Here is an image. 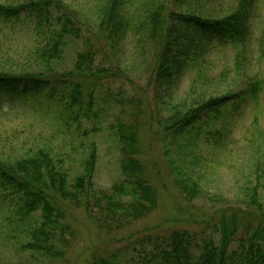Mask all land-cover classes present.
<instances>
[{"label":"trees","instance_id":"16d2710c","mask_svg":"<svg viewBox=\"0 0 264 264\" xmlns=\"http://www.w3.org/2000/svg\"><path fill=\"white\" fill-rule=\"evenodd\" d=\"M130 1L99 0L93 39L83 36L88 30L82 26L89 22L82 19L72 0L0 1V32L21 26L29 32L27 52L31 67L36 68L23 73L0 69V102L4 93L42 101L46 113L57 120V131L87 135L86 120L90 116L100 118L92 106L102 80L119 74L95 64V58L105 44L119 46L129 33L138 37L140 56L149 54L153 60L148 70L152 83L166 93L171 94L179 77L191 67H197V79L210 78L204 69L205 57L217 46L232 47L236 52L234 72L245 74L239 65L247 64L250 20L257 0ZM259 33L256 51L262 61L264 27ZM92 40L98 45H92ZM75 41H81L82 46L76 51L73 66L59 72L56 63L67 45ZM227 71L225 67L218 76L224 80ZM263 87L264 80L254 76L235 92H211L202 87L189 104L173 105L165 118L157 120L148 114L146 126L137 121V112L129 113L128 120L122 119L120 111L114 126L123 177L106 191L96 190L93 183L97 159L94 143L87 147L79 172L72 177L65 156L55 154L47 144L28 147L22 155L0 157V230L18 239L19 250L43 256L49 264H63L66 243L75 235L67 220V202L83 209L98 228L107 230L139 220L158 208V187L150 182L146 161L141 158L140 129L156 128L155 136L161 139L164 152L174 147L186 158L200 142L227 151L232 136L226 118L241 103L255 100ZM117 94L122 99H114L113 104L122 105L128 95L122 91ZM125 100L134 104L133 99ZM198 155L194 154L191 162H200ZM178 174L171 178L182 198L187 202L199 199L201 183L192 178L193 172ZM258 178L255 175L256 181ZM256 181L245 188V208H222L210 217L208 224L218 239L211 236L197 242L194 231L188 228L149 234L138 243L151 242L153 251L150 259L144 254L141 260L146 264H264V200L260 196L262 185ZM116 260L110 253L90 264H116Z\"/></svg>","mask_w":264,"mask_h":264},{"label":"rangeland","instance_id":"374dc122","mask_svg":"<svg viewBox=\"0 0 264 264\" xmlns=\"http://www.w3.org/2000/svg\"><path fill=\"white\" fill-rule=\"evenodd\" d=\"M0 1L16 4L23 0ZM72 1L82 19L91 25L82 26L88 30L83 31V36L93 39V31L97 30L94 13L98 9L99 0ZM132 3L133 0L129 4ZM254 11L250 20V37L247 43L250 53L247 55V64L239 65L245 74L241 75V71L234 72L235 50L230 46H217L205 57L204 69L210 78L197 79L195 66L186 69L171 94L152 83L148 70L153 66V60H150L149 54L144 58L140 56L142 50L137 46L138 37L135 34H127L119 46L110 48L105 44L98 51L94 63L103 65L110 71L118 70L119 74L102 80V89L98 90L97 101L92 106L100 118L90 116V120H86L84 129L87 130V135L72 136L57 131V120L52 114L46 113L42 101L4 93L0 102V157L22 155L27 153L28 147L47 144L55 154L65 156V164L72 177L79 172L80 163L88 153L87 147L94 143L97 152L93 172L95 189H111L123 177L114 126L116 117L121 113L122 119L129 120L128 114L137 112V121L146 126L148 114L155 116L157 120L163 119L170 115L173 105L189 104L191 97L197 95L202 87L209 88L211 92H235L237 88H243V84H247L253 76L257 80H264V60L260 61L256 51V40L264 27V0H257ZM29 40L30 33L22 26L0 32V69L11 73L36 70L35 66L31 67L27 52ZM92 41V45H98L97 40ZM80 42L67 45L63 57L56 63V70L63 72L73 66L76 51L82 46ZM225 67L229 72H226L223 80L218 75ZM118 91L125 92L129 100H134V104L128 103L125 100L127 97L123 99L122 105L113 104L114 99H122L117 94ZM225 124L232 136L227 151L215 150L200 142L193 154L188 151V158L179 155L174 147L168 148L169 152H164L161 139L155 136L156 128L152 127L150 131L140 129V149L143 150L141 158L146 161L145 172L148 173L150 182L158 187V208L139 220L107 230L98 228L83 209L75 205L72 207L67 202V220L75 235L70 243H66L63 264H90L93 259L106 257L110 253L115 254L116 264H146L141 257L146 254L150 259L153 244H139L140 239L153 233H168L175 228L194 231L197 242L211 236L218 239L214 234L215 229L208 224L210 217L222 208H245V188L256 181L255 175L259 176L256 182L262 185L260 196L264 200V87L255 100L248 99L246 103H241L238 110L226 118ZM197 153L200 162H191V158ZM180 172H193L192 178L201 183L202 195L199 199L187 202L182 198L171 178ZM0 231V263L49 264L44 261L43 256L19 250L18 239Z\"/></svg>","mask_w":264,"mask_h":264}]
</instances>
